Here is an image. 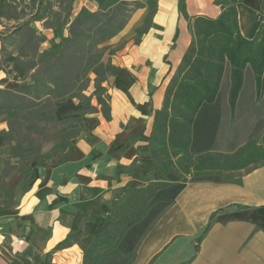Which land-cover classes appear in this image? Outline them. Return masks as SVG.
<instances>
[{"label": "crops", "instance_id": "0c3cea01", "mask_svg": "<svg viewBox=\"0 0 264 264\" xmlns=\"http://www.w3.org/2000/svg\"><path fill=\"white\" fill-rule=\"evenodd\" d=\"M15 1L17 6L97 10L90 0ZM177 3L157 0L150 28L138 42L129 41L102 60V67L110 59L119 68L102 83L110 96V120L91 100L98 112L81 118L78 133L63 151L32 166L29 188L13 209L0 208V264H81L82 249L102 226L114 196L162 179L147 156L152 116L191 41ZM228 4L185 1L190 17L215 18ZM236 10L241 36L252 40L264 25V0H236ZM229 84L227 72L220 89V132L204 139L213 146L207 151L212 154H233L264 119V89L255 103L250 69L244 71L233 115L227 105ZM186 179L174 204L141 242L133 264H148L155 256L151 264H264V163L227 171L220 183Z\"/></svg>", "mask_w": 264, "mask_h": 264}, {"label": "trees", "instance_id": "16d2710c", "mask_svg": "<svg viewBox=\"0 0 264 264\" xmlns=\"http://www.w3.org/2000/svg\"><path fill=\"white\" fill-rule=\"evenodd\" d=\"M90 1L97 10L91 13L81 9L68 21V36L60 38L59 48L48 47L44 54L36 55L29 53L30 46L25 45L13 55L1 44L0 70L21 83L12 90L0 89V123L15 120L24 124L27 133L43 134L45 130L39 123L54 115L60 104L80 99L90 83L93 90L90 96L79 100L75 124L70 127L77 129L85 114L98 112L91 105L92 98L104 119L110 120V96L102 86L101 75L92 82L88 76L102 61V55L94 54L92 48L105 45L125 28L128 17L118 19L127 12L128 1L138 0ZM185 1L178 0L177 6L187 23L191 41L165 88L161 108L153 112L148 142L147 156L152 161V170L159 171L162 179L122 190L114 196L102 226L82 249L81 264H133L145 236L184 189L187 175L192 183H220L227 171L255 168L264 163V119L255 123L247 141L231 155L209 153L213 146L204 144L209 132L211 135L220 132V89L227 72L230 115L235 110L247 67L254 78V102H259L264 89V25L252 40H246L239 31L236 0H229L215 18L188 16ZM156 3L157 0H145L148 11L142 26L134 30L136 37L150 28ZM22 19L15 0H0V24L16 23L9 37L29 29L27 21L20 23ZM93 34H100L101 39L94 40ZM116 51L109 50L108 55ZM101 70L107 77L119 72L110 59ZM214 217L215 214L210 216L206 231Z\"/></svg>", "mask_w": 264, "mask_h": 264}, {"label": "rangeland", "instance_id": "374dc122", "mask_svg": "<svg viewBox=\"0 0 264 264\" xmlns=\"http://www.w3.org/2000/svg\"><path fill=\"white\" fill-rule=\"evenodd\" d=\"M128 2L127 12L123 14L124 17L118 19L122 21L125 16L128 17L125 28L105 45L92 48L94 54L102 55L103 61L106 60L109 50H119L129 41L138 42L134 30L140 27L139 22L143 23L148 10L145 0H138L137 3ZM73 8L74 6H19L23 20L29 23L27 27L29 29L9 37L12 26L16 23L6 22L5 26L0 25V47L4 44L5 50L13 55H16L17 48L25 45L30 46L29 53L36 55L44 54L48 47L59 48L60 38L68 36V21H71L70 19H73L78 12ZM93 38L99 41L101 35L93 34ZM110 41L115 43L110 45ZM103 46H107L108 49L103 50ZM102 63L101 61V64L89 73L91 82L99 75L103 82L107 79V76L101 72ZM20 83L9 77L4 69L0 70V89L12 90ZM92 90L90 83L80 99L90 96ZM80 99L68 100L60 104L54 115L43 119V122L39 123L45 130L43 134L27 133L24 124L15 120L0 123V132H2L0 134V208L13 209L24 191L29 188L32 166L51 158L54 152L63 151V145L78 133V128L74 129L70 126L75 124L74 113L79 110ZM91 100L95 102L94 98Z\"/></svg>", "mask_w": 264, "mask_h": 264}]
</instances>
